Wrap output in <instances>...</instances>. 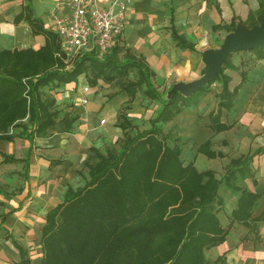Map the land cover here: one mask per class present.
I'll return each instance as SVG.
<instances>
[{"label": "trees", "instance_id": "trees-1", "mask_svg": "<svg viewBox=\"0 0 264 264\" xmlns=\"http://www.w3.org/2000/svg\"><path fill=\"white\" fill-rule=\"evenodd\" d=\"M25 11L23 18L31 34L44 35V46L36 51L0 49V141L20 138L29 146L24 158L3 154L1 163L22 164L19 175L24 181L29 179V154L34 140L69 133L79 121L75 113L59 118L55 100L46 96L44 88L76 84L83 75L91 87L99 80L115 82L129 101L141 91L159 104L147 128H134L128 116L120 114L114 126L120 129L121 136L114 144L104 153L95 146L89 148L81 163L88 179L81 187H67L61 203L46 214L40 237V264H222V256L211 259L208 251L225 241L234 223L251 230L257 239V224L264 222V211L254 219L250 216L259 196L238 183L239 178L252 174L249 164L263 150L232 160L225 174L216 179L211 171L198 172L192 164L184 166L179 146L170 147L163 133L164 125L189 106L197 94L207 91L221 74L190 96L175 92L165 100L153 85L154 74L143 59L129 52L119 57V47L102 59L95 53L84 54L65 67L55 35L31 16L29 5ZM258 12L257 23H251L249 17L243 26L251 29L264 19V0H259ZM234 28L232 21L215 30L230 33ZM170 39L180 50H193L192 42L174 30ZM250 52L263 57L264 46ZM130 70L136 72L134 81H126ZM226 82L223 81L222 100L235 93L228 92ZM59 163L51 160L49 165ZM219 184L240 192L226 227L217 217L223 206L217 196ZM0 194H5L1 185ZM11 242L19 255L15 264H31L27 251L14 240Z\"/></svg>", "mask_w": 264, "mask_h": 264}, {"label": "crops", "instance_id": "crops-1", "mask_svg": "<svg viewBox=\"0 0 264 264\" xmlns=\"http://www.w3.org/2000/svg\"><path fill=\"white\" fill-rule=\"evenodd\" d=\"M60 1L62 0H0V49L29 48L36 51L44 46V35L31 34L29 24L23 18L27 5L31 16L40 21L45 31L55 35L58 44L51 14ZM113 1L97 0V4L107 7ZM258 11L259 0H130L125 8L128 25L116 47L120 49L119 57H122L120 54L129 52L142 58L154 74L152 80H163L165 86L189 83L200 77L199 73L204 67L201 61L204 51L218 49L228 34L225 29L215 30V27L228 26L232 21L234 26L246 25L249 17L251 23H257L260 18ZM172 30L192 42L193 50L175 47L170 39ZM89 53L93 52L84 54ZM104 56L97 57L102 59ZM224 80L227 81L228 92L235 93L222 100L220 96ZM71 85L74 86L75 83L67 86ZM153 85L155 86L154 82ZM84 87L87 86L81 87L79 96H85L88 105V98L93 91L88 87L89 91L84 94ZM156 89L159 92L162 87ZM221 101L226 105L219 106ZM193 102L190 105H196L195 109L187 111L190 105L183 108L164 125L163 133L168 136L169 146H179L180 160L184 166L192 164L198 172L211 171L216 179L225 174L232 160L263 150L249 164L252 174L243 180L239 178L238 183L248 192L259 196L250 219L258 217L264 211V56L259 58L250 51L231 54L222 67L221 76L208 86L207 91L197 94ZM101 107L95 103L86 108L85 125L88 120L95 121ZM76 113L80 116L78 111ZM84 123L82 121L72 128L69 134H53L46 139L34 140L29 154V179L24 181L23 190H19L16 196L7 193L0 183L5 192L4 195L0 194V205H3L2 212L0 211V239H4L0 249L4 260L12 257L14 264L19 260L18 251L11 241L20 245L19 241L22 239L19 235H23L29 226L24 217L32 218L35 215L32 208L35 201L48 206L39 210L43 215L39 217L41 224L35 237L40 243L47 212L61 203L63 193L69 187L63 189L54 202L53 194H57V190L55 192L54 187L46 186L47 181L59 175L63 177L62 180L72 178L78 164L87 156L80 152L89 150L93 146L92 142L100 136L97 130L84 126ZM115 123L116 120L109 117V132L116 135V140L121 136V131L114 126ZM18 142L20 144V138H15L12 142L0 141V173L15 165L3 164L1 161L3 154L13 155V146ZM23 142L27 149V141ZM51 160H59L60 163L50 166ZM239 195L240 192L233 191L224 184L218 185L217 196L223 201V206L217 217L222 227L229 224ZM254 238L251 230L234 223L225 241L208 253L211 259L222 256V264H264V222L257 224V239ZM40 260L37 259L38 263L36 261L35 264H40Z\"/></svg>", "mask_w": 264, "mask_h": 264}, {"label": "rangeland", "instance_id": "rangeland-1", "mask_svg": "<svg viewBox=\"0 0 264 264\" xmlns=\"http://www.w3.org/2000/svg\"><path fill=\"white\" fill-rule=\"evenodd\" d=\"M222 43V42H221ZM220 43V45H221ZM219 45V46H220ZM123 54H120L122 56ZM62 61V59H61ZM65 67L68 65H71V61L67 63L62 61ZM136 79V72L135 70H130L129 74L126 76V81H134ZM157 88L162 87V89H159V92L162 95L163 99L169 98V92L171 88L175 85L169 84L164 85V82L155 81V79L152 80ZM83 86H87L93 91L91 96L88 98V105H82L79 102L80 98V89ZM44 92L46 96L51 97L55 100V106L54 109H56L59 113L58 117H62L65 113H78L79 116V123L86 122V108L90 107V105L97 104L98 106L101 105L100 112L96 115L95 121H89L88 124L84 126H87L88 128H94L98 131V134L100 135L97 140L92 142V145L95 146L101 153H104L105 149L107 147H110L114 144L115 140V134L109 132L111 129V124L108 125L109 117L113 120H117L118 116L120 114H126L128 118L132 121V124L134 125V128H137L138 130H143L148 127V119L152 117L154 111L158 107L157 101H151L146 96L143 95L141 91H137L135 94V97L133 101L128 100V96L120 91V86L115 82L106 83L104 81L99 80L96 84V86L91 87L86 81V77L81 75L78 77L77 83L73 86H63L58 89H52V88H44ZM196 100V97H195ZM194 103V102H193ZM196 105L192 104V107L188 108L187 111H192V109H195ZM181 112V111H180ZM179 112V113H180ZM189 114L191 112H188ZM185 113V114H188ZM77 114V113H76ZM178 115V113L176 114ZM174 115V116H176ZM173 116V117H174ZM172 117V118H173ZM82 118V119H81ZM104 121V123H101ZM18 130H15L17 132ZM70 133V132H69ZM68 133V134H69ZM23 140L21 139V142L19 144L16 143L13 147V155H15L17 158H24L26 154V148ZM88 149H84L82 153L80 154H88ZM79 154V155H80ZM64 155H62V158ZM10 170H5L4 172L0 173V183L2 187L7 191V193H10L12 195L17 194L19 190H23L25 186L24 179L19 175L22 172V164L17 163L12 166ZM63 177L61 175L57 176L56 178L50 179L47 181L46 186L50 185L52 188L54 187V191L57 194L54 195V202L55 200L60 197V193L63 189H65L67 186L72 188L81 187L84 185L87 178V169L83 167L80 164L75 169V174L72 178L65 180H62ZM38 184V181H36ZM45 184V183H44ZM39 186V184H38ZM45 186V185H44ZM37 188V187H36ZM56 189V190H55ZM16 196V195H15ZM14 197V196H13ZM11 199V198H10ZM42 207V208H41ZM48 206H44L43 204H40L39 201H35L33 203V213H35L32 218L29 216H25L24 218L28 220L29 226L26 227L25 232L23 235H19L22 241H19V244L24 247L27 251V256L30 260L31 264H35V262L40 260V257L42 256V251L40 247V243L38 242V239H36V230H39V225L41 224L40 218L43 214L39 212L41 209H46ZM3 205H0V211L2 212ZM23 219V216L21 217ZM44 224V223H43ZM4 244V239H0V246ZM2 249H0V264H14L13 258H9L8 260H4L2 258ZM9 257V256H8ZM210 257V255H209ZM38 263V261L36 262Z\"/></svg>", "mask_w": 264, "mask_h": 264}, {"label": "built area", "instance_id": "built-area-1", "mask_svg": "<svg viewBox=\"0 0 264 264\" xmlns=\"http://www.w3.org/2000/svg\"><path fill=\"white\" fill-rule=\"evenodd\" d=\"M129 2L114 0L107 7L98 6L97 0L56 3L51 20L64 62L69 64L87 52L102 57L116 47L128 25L125 8ZM88 91V87L82 89L84 94ZM79 102L85 105L86 97H80Z\"/></svg>", "mask_w": 264, "mask_h": 264}, {"label": "water", "instance_id": "water-1", "mask_svg": "<svg viewBox=\"0 0 264 264\" xmlns=\"http://www.w3.org/2000/svg\"><path fill=\"white\" fill-rule=\"evenodd\" d=\"M264 46V19L259 25L248 29L242 24L235 26L234 31L225 35L221 45L216 50H206L202 55V63L204 67L201 69L197 80L189 83H177L170 92L171 99L175 92H179L183 96H190L200 88L207 85L215 76L221 74L222 66L229 54L238 51H251Z\"/></svg>", "mask_w": 264, "mask_h": 264}]
</instances>
